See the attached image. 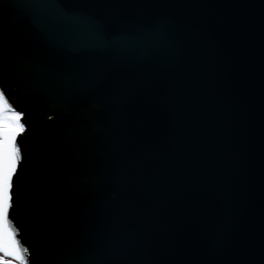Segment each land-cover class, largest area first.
I'll use <instances>...</instances> for the list:
<instances>
[{"label": "water", "instance_id": "95a60500", "mask_svg": "<svg viewBox=\"0 0 264 264\" xmlns=\"http://www.w3.org/2000/svg\"><path fill=\"white\" fill-rule=\"evenodd\" d=\"M0 96V264H264V0H0Z\"/></svg>", "mask_w": 264, "mask_h": 264}, {"label": "rangeland", "instance_id": "374dc122", "mask_svg": "<svg viewBox=\"0 0 264 264\" xmlns=\"http://www.w3.org/2000/svg\"><path fill=\"white\" fill-rule=\"evenodd\" d=\"M0 104H2L1 98H0ZM19 121H20V114L18 112H12L6 107L0 108V129L3 126L21 127ZM0 259H4V257L1 254H0Z\"/></svg>", "mask_w": 264, "mask_h": 264}, {"label": "snow or ice", "instance_id": "6c2138e0", "mask_svg": "<svg viewBox=\"0 0 264 264\" xmlns=\"http://www.w3.org/2000/svg\"><path fill=\"white\" fill-rule=\"evenodd\" d=\"M33 2H35V3H43V2H45V0H33ZM19 114H20V121H21L23 117H22V114H21V113H19ZM20 121H19V124H20L22 130L16 132L15 135H14V136L12 137V139H11V146H12V149H13V151H14V153H15V156H14L15 169H14V171H13V176H14L16 170H17V163H18V161H17V159H16V155H17V153L20 151V150L16 147V143H15V142H16L17 136H18L20 133H22L23 131H25V127H24V125H23L22 123H20ZM11 188H12V190H13V183H12V185H11ZM10 196H11L12 199H13L12 192H10Z\"/></svg>", "mask_w": 264, "mask_h": 264}, {"label": "flooded vegetation", "instance_id": "af4514ba", "mask_svg": "<svg viewBox=\"0 0 264 264\" xmlns=\"http://www.w3.org/2000/svg\"><path fill=\"white\" fill-rule=\"evenodd\" d=\"M2 107V104H0V108Z\"/></svg>", "mask_w": 264, "mask_h": 264}]
</instances>
